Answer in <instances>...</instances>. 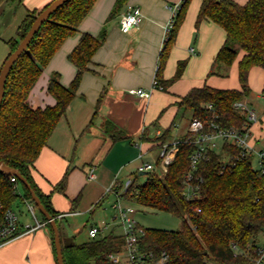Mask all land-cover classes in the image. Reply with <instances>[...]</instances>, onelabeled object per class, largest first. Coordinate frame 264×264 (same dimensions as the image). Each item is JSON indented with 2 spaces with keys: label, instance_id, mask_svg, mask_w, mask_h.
<instances>
[{
  "label": "crops",
  "instance_id": "0c3cea01",
  "mask_svg": "<svg viewBox=\"0 0 264 264\" xmlns=\"http://www.w3.org/2000/svg\"><path fill=\"white\" fill-rule=\"evenodd\" d=\"M53 1L0 0V61H5L10 54L8 42L17 38L18 28L27 15ZM117 1L97 0L80 24L79 32L64 42L44 69L29 98L33 107L55 105L54 97L47 91L51 77L59 74L62 85L68 87L77 73L68 57L78 45L81 34L105 33L103 44L84 73L67 115L32 170L35 185L50 198L54 211L61 216L62 238H72L74 245H80L75 235L82 227L90 229L96 223L113 219L114 200L109 201L111 211L104 201L111 196L107 192L116 182L122 184L131 180L129 174L144 164H157L162 143L173 144L185 137L194 116L192 112L190 117L184 115L188 111L179 106L182 98L193 89L205 86L243 90L239 79V64L245 56L243 50L239 49L229 69L213 67L227 34L212 20L197 24L203 0L190 1L165 64L163 80L174 79L179 63L186 61L184 73L165 90H154L153 81L169 33L168 26L184 0H127L112 16ZM234 1L245 5L249 0ZM130 5L141 8L142 19L137 28L126 34L121 31V19ZM212 70L215 74L209 75ZM248 85L250 92L242 102L258 116V122L251 128V143L256 150H264L262 67L250 70ZM138 89L150 92V97L131 94ZM166 132L169 135L161 142L159 138ZM120 133L122 139H117ZM64 177L67 180L61 188ZM19 192L24 195L21 185ZM31 205L35 207L23 197L14 202L11 210L19 218L20 235L0 247V264H58L52 231L36 211L34 217ZM36 220L45 225L34 232H25L26 226H34ZM116 228L120 229L114 225L112 232ZM257 244L264 245V231L258 236Z\"/></svg>",
  "mask_w": 264,
  "mask_h": 264
},
{
  "label": "trees",
  "instance_id": "16d2710c",
  "mask_svg": "<svg viewBox=\"0 0 264 264\" xmlns=\"http://www.w3.org/2000/svg\"><path fill=\"white\" fill-rule=\"evenodd\" d=\"M126 1H117L112 16ZM190 1L184 0L175 13L173 28L168 33L161 54L157 77L164 90L169 83L182 76L187 66L186 61L180 62L174 79L163 80L165 64L185 20ZM96 2L70 0L42 25L27 51L14 64L0 108V161L20 170L59 226V216L50 198L35 185L32 170L58 124L67 115L84 73L89 70L94 55L103 44L105 33L99 36L81 34L78 45L68 57L77 68L76 76L68 87L62 85L59 74L51 77L47 91L54 97L55 105L33 107L29 98L44 69L64 42L79 32L80 24ZM50 4L41 10L31 11L23 20L17 38L8 42L10 54L6 60ZM206 19L220 25L227 34L226 43L213 67L218 65L229 69L236 61L239 49L245 52L239 64L243 90H219L207 86L195 88L182 98L179 106L192 112L194 117L206 118L209 113L204 107L213 104L218 115L217 122L221 126L242 128L248 122L247 117L236 110L234 104L242 101L250 92V70L256 66L264 69V0H249L245 5H239L234 0H203L197 24ZM213 74L214 70L209 75ZM119 135L117 139H122V133ZM167 135L169 132L164 133L159 140L164 142ZM193 151L194 146L190 144L180 145L166 175L153 172L144 185L134 184L124 195L126 200L134 204L167 212L181 220L179 230L147 228L140 242L142 251L154 252L156 255L165 251L168 255L166 264H251L248 256L236 253L234 245L241 251L247 250L250 245L257 244L259 234L264 231V174L253 168L250 159L240 160L235 167L222 173L225 164L223 155L212 152L211 160L199 166L198 174L204 178L201 196L190 202L184 198L183 190ZM224 151L232 157L238 153L232 146H227ZM12 177L0 171V228L4 225L7 211L19 198L23 197L34 204L29 190L17 178V185H21L24 191L22 196L16 189V183L12 182ZM66 180L67 177H64L61 188ZM42 217L54 236L51 225ZM123 245L124 238L111 232L80 245L64 246V261L65 264H110L109 255L121 250Z\"/></svg>",
  "mask_w": 264,
  "mask_h": 264
},
{
  "label": "built area",
  "instance_id": "2783aa9c",
  "mask_svg": "<svg viewBox=\"0 0 264 264\" xmlns=\"http://www.w3.org/2000/svg\"><path fill=\"white\" fill-rule=\"evenodd\" d=\"M178 7V6H177ZM176 11V10H174ZM176 12H174L175 15ZM142 19V11L138 6L130 5L126 13L121 19V31L129 33L140 25ZM174 19H172L168 26V32L173 28ZM160 65H158L156 77L153 81L154 90H164L157 77ZM132 95L140 98H149L150 92L142 89L132 90ZM205 110L209 113L206 118L193 117L189 130L185 137L174 142L173 144L161 145L160 159L157 164H144L139 168L140 173L158 172L161 176L168 173L169 166L175 160L180 145L190 144L194 146V151L190 157V169L184 184L183 196L187 201H194L201 196V190L204 184V178L198 174L201 163H208L211 160V153H222L225 164L222 167V173L232 169L237 162L244 159H250L256 163L253 168L264 174V150H256L251 143V128L253 124L258 122V116L255 110L248 108L242 102H236L234 108L240 112H244L247 117V123L242 127H223L218 122V115L213 104L205 105ZM227 146L235 147L238 150L237 156L232 157L228 152L224 151ZM12 182L16 183V189L19 191L17 185V177H12ZM134 185L132 180H128L122 184L117 182L108 190V195L114 197L113 209L115 216L111 222L121 229L122 237L124 238V245L121 250L109 255V259L113 264H121L126 261L127 264H166L168 255L163 251L160 255L154 252L142 251L141 240L146 234V228L139 225L135 219L136 210L131 205L132 202L126 200L124 195ZM2 207L0 203V208ZM32 214L35 217L34 205L29 206ZM61 217V216H60ZM59 217V218H60ZM45 224L36 220L34 226L28 225L25 232H34L42 228ZM113 225V226H114ZM112 224L107 221H102L92 225L89 229L90 239H98L106 236L107 232L112 229ZM20 235V222L17 214L8 210L5 216L4 225L0 228V247ZM236 253L239 255L248 256L251 264H264V245H250L247 250L241 251L234 245Z\"/></svg>",
  "mask_w": 264,
  "mask_h": 264
},
{
  "label": "water",
  "instance_id": "95a60500",
  "mask_svg": "<svg viewBox=\"0 0 264 264\" xmlns=\"http://www.w3.org/2000/svg\"><path fill=\"white\" fill-rule=\"evenodd\" d=\"M70 0H54L48 8H46L38 17L35 23L33 24L32 28L30 29L27 36L22 40L17 47V49L11 53L9 58L5 61L1 71H0V108L2 106V103L5 98L6 94V83L8 80V77L10 75V72L14 66V64L17 62V60L22 56L24 52L27 51L28 47L30 46L32 40L34 39L35 35L38 33L42 25L64 4H66ZM0 171L16 176L20 182L29 190L32 201L34 202L35 206L39 209L41 214L46 218L48 223L51 225L54 233V243H55V249H56V255H57V262L58 264H65L64 261V254H63V247H73L74 246V240L72 238H65L62 239L61 235V229L60 226L57 223L56 218H54L53 215L49 213V211L46 209L44 204L42 203V200L37 195L35 190L33 189L30 182L22 175L20 170L14 169L12 167L7 166L4 162L0 161Z\"/></svg>",
  "mask_w": 264,
  "mask_h": 264
},
{
  "label": "rangeland",
  "instance_id": "374dc122",
  "mask_svg": "<svg viewBox=\"0 0 264 264\" xmlns=\"http://www.w3.org/2000/svg\"><path fill=\"white\" fill-rule=\"evenodd\" d=\"M3 61L4 60L0 61V66L2 65ZM0 71H1V69H0ZM191 114L192 113L190 111H188L184 115H186V117H190ZM158 153L159 152H156V155H158ZM253 166L256 167L255 162H253ZM152 173L153 172H151V171L150 172L147 171L146 173L141 175L140 171L138 169V170L133 171L131 174H129V178L134 182L135 186H141V185H144L146 183V181L148 180V177ZM113 200H114V197L111 195V196H108L104 201V204H106V208L110 211H111V203L109 201L113 202ZM131 205L136 210L135 219L146 229L147 228H149V229L153 228V229L179 230L181 228V225H182L181 220L178 217L173 216L172 214H169V213L163 212V211H159V210H155V209L150 208V207H145V206H142V205H139L136 203L131 204ZM35 211H36V215L39 218H42L41 212L39 211V209L37 207L35 208ZM111 214L113 216L114 211ZM111 218H113V217H111ZM108 222H110L112 224L111 221H108ZM111 232H112V229H110L106 235L110 234ZM115 232L121 233V229L116 228ZM75 237H76V242L78 244H83V243L89 241V229H88V227H82L79 230V232L75 235ZM93 264H96V263L94 262ZM121 264H127V262L123 261ZM211 264H214V263L212 262Z\"/></svg>",
  "mask_w": 264,
  "mask_h": 264
}]
</instances>
